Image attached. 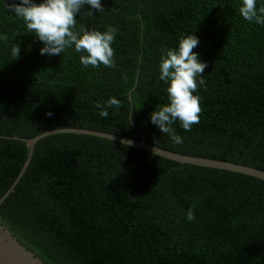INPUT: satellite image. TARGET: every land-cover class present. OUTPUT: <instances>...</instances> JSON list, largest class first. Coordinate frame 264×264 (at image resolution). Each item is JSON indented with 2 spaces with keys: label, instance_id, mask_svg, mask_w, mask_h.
Instances as JSON below:
<instances>
[{
  "label": "trees",
  "instance_id": "16d2710c",
  "mask_svg": "<svg viewBox=\"0 0 264 264\" xmlns=\"http://www.w3.org/2000/svg\"><path fill=\"white\" fill-rule=\"evenodd\" d=\"M101 3L103 12L85 5L94 16L77 14V27L118 29L115 68L85 67L74 47L41 55L43 43L0 2V197L27 157L23 139L57 128L142 135L175 153L264 170V25L243 19L241 0ZM182 33L199 38L207 84L195 93L200 122L172 125L176 144L150 113L169 102L161 49L178 47ZM111 97L122 106L102 118L95 104ZM0 220L45 264H264V180L88 134L39 139Z\"/></svg>",
  "mask_w": 264,
  "mask_h": 264
},
{
  "label": "clouds",
  "instance_id": "9594fccd",
  "mask_svg": "<svg viewBox=\"0 0 264 264\" xmlns=\"http://www.w3.org/2000/svg\"><path fill=\"white\" fill-rule=\"evenodd\" d=\"M8 11L20 18L28 32L33 33L44 45L41 55H60L65 49L74 47L80 55V62L85 66L99 68L101 65L115 68V50L112 47L118 29L108 26L105 31L89 29L84 24L77 27V14L82 18L94 16V12H83L85 5L103 12L101 0H0ZM239 13L248 22L264 25V4L257 7V0H241ZM195 34L182 33L178 47L161 49L159 62V81L167 85L168 103L158 106L150 113L151 122L171 141L182 144L183 138L177 135L172 125L179 121L185 131H191L194 124L200 122L202 113L201 98L195 93L200 86L207 84L202 75L207 67L200 60V55L193 50L199 45ZM13 59L20 56V45L12 48ZM126 79V76H124ZM121 102L111 97L106 103L97 102L95 107L102 118L108 117V108H120ZM51 115V113H49ZM186 218L195 219L194 208H190Z\"/></svg>",
  "mask_w": 264,
  "mask_h": 264
},
{
  "label": "water",
  "instance_id": "95a60500",
  "mask_svg": "<svg viewBox=\"0 0 264 264\" xmlns=\"http://www.w3.org/2000/svg\"><path fill=\"white\" fill-rule=\"evenodd\" d=\"M137 78H135V81ZM130 99V96H129ZM63 132H70V133H77V134H88L97 137H102L105 139H110L114 141H118L139 149H143L149 151L151 153L160 155L162 157L178 161L181 163H188L194 165H200L205 167L217 168V169H224L229 171H235L243 174H247L250 176L257 177L259 179L264 180V170H260L254 167L237 164L229 161L223 160H216L211 158L205 157H195V156H188L179 153H175L169 150H165L159 148L157 146L148 144L143 139L142 135L139 140H134L131 138H126L123 136H119L112 133L92 130V129H83V128H57L42 132L32 138L23 139L28 147V154L27 157L20 168L16 178L12 182V184L8 187L5 193L0 197V204L4 201V199L9 195V193L13 190L16 183L19 181L20 177L24 173L32 152L34 150V146L36 142L49 135L54 133H63ZM16 138V137H12ZM0 264H45L38 256H36L26 245H24L0 220Z\"/></svg>",
  "mask_w": 264,
  "mask_h": 264
}]
</instances>
